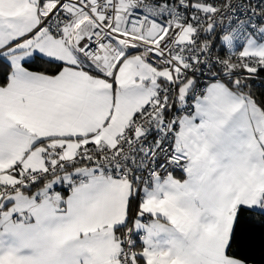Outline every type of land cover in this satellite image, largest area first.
I'll return each instance as SVG.
<instances>
[{"label":"snow or ice","instance_id":"obj_1","mask_svg":"<svg viewBox=\"0 0 264 264\" xmlns=\"http://www.w3.org/2000/svg\"><path fill=\"white\" fill-rule=\"evenodd\" d=\"M261 73L264 0H0V264H264Z\"/></svg>","mask_w":264,"mask_h":264},{"label":"trees","instance_id":"obj_2","mask_svg":"<svg viewBox=\"0 0 264 264\" xmlns=\"http://www.w3.org/2000/svg\"><path fill=\"white\" fill-rule=\"evenodd\" d=\"M34 70L37 71H43V70H47L50 73L55 71V67L54 66H48V65H42L39 68H35ZM261 75H264V73H261ZM256 84H260L261 81H256ZM257 99H264V88H256L254 89ZM33 191H35V189H33Z\"/></svg>","mask_w":264,"mask_h":264},{"label":"built area","instance_id":"obj_3","mask_svg":"<svg viewBox=\"0 0 264 264\" xmlns=\"http://www.w3.org/2000/svg\"><path fill=\"white\" fill-rule=\"evenodd\" d=\"M226 2V0H220V3L221 4H223V3H225ZM248 2V0H233V3L235 4V3H247ZM252 2L254 3L255 2V0H252ZM205 84L207 83V81H205L204 82ZM180 171L179 170H177L174 174H176V173H179Z\"/></svg>","mask_w":264,"mask_h":264},{"label":"crops","instance_id":"obj_4","mask_svg":"<svg viewBox=\"0 0 264 264\" xmlns=\"http://www.w3.org/2000/svg\"><path fill=\"white\" fill-rule=\"evenodd\" d=\"M177 179H181L183 174L181 172L174 174Z\"/></svg>","mask_w":264,"mask_h":264}]
</instances>
